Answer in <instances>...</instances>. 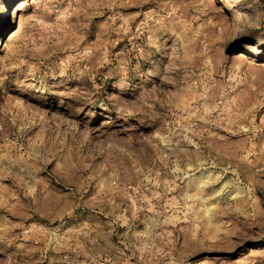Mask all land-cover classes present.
Listing matches in <instances>:
<instances>
[{
  "label": "rangeland",
  "instance_id": "1",
  "mask_svg": "<svg viewBox=\"0 0 264 264\" xmlns=\"http://www.w3.org/2000/svg\"><path fill=\"white\" fill-rule=\"evenodd\" d=\"M8 2L0 264H264V0Z\"/></svg>",
  "mask_w": 264,
  "mask_h": 264
},
{
  "label": "bare ground",
  "instance_id": "2",
  "mask_svg": "<svg viewBox=\"0 0 264 264\" xmlns=\"http://www.w3.org/2000/svg\"><path fill=\"white\" fill-rule=\"evenodd\" d=\"M12 1H13V0H9L8 5H10V4L12 3ZM21 4H22V3H20V5H21ZM8 5H7V7H8ZM2 17H3V20H4V21H5V20H8V12L5 11L4 14L2 15ZM14 29H15V28H13V29L8 33L9 36H7V40H6L7 42L11 41V40L13 39L14 35L18 33V29H17V30H14ZM239 56H240V58H242V57L244 58V57H245L243 54H240ZM250 250H251L250 252L253 251L252 249H250Z\"/></svg>",
  "mask_w": 264,
  "mask_h": 264
}]
</instances>
